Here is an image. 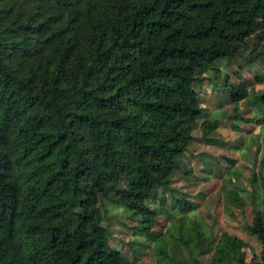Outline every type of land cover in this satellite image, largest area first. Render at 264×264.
I'll return each instance as SVG.
<instances>
[{
  "label": "trees",
  "instance_id": "obj_1",
  "mask_svg": "<svg viewBox=\"0 0 264 264\" xmlns=\"http://www.w3.org/2000/svg\"><path fill=\"white\" fill-rule=\"evenodd\" d=\"M262 43L264 0H0V264H135L110 243L105 202L155 241L162 209L152 205L175 191L205 115L198 85L218 86L242 57L262 62L264 86ZM222 88L234 104L250 101L246 83L224 77ZM253 102L263 111L264 89ZM218 124L204 121L203 138L224 148L211 136ZM239 181H229V215L247 205ZM243 227L260 255L229 233L215 244L198 229L192 243L214 248L211 264H264L257 202Z\"/></svg>",
  "mask_w": 264,
  "mask_h": 264
},
{
  "label": "rangeland",
  "instance_id": "obj_2",
  "mask_svg": "<svg viewBox=\"0 0 264 264\" xmlns=\"http://www.w3.org/2000/svg\"><path fill=\"white\" fill-rule=\"evenodd\" d=\"M254 46L255 41L251 40L249 48ZM260 51L264 52V43L257 47L256 52ZM249 54L250 50L245 56ZM262 68L261 61L250 65L246 59L237 57L228 63L226 69L218 68L220 72L215 79L218 86L210 79L198 85L205 115L199 120L189 154L178 162L172 182L175 191L160 193V197L165 198L163 207L152 205L153 209H162L161 224L154 229L158 234L155 241H149L134 230L135 221L127 218L128 212L110 201L105 202L104 224L111 231L110 243L135 264H211L214 248L211 252L200 253L192 243L198 229L206 237L212 235L215 244L224 233L237 236L248 244L249 258L253 254L260 255V243L243 226L254 218V202L264 212V126L258 125L264 109L261 111L253 102L255 93L264 89L255 82ZM224 77L235 85L246 83L252 90L250 101L232 103L227 93L221 91ZM207 120L219 122L211 136L220 143L224 142V148L206 143L201 126ZM237 176L240 181L236 185L248 189L247 194H242L247 205L243 211L233 207L234 215H229L226 212L228 190L233 188L229 181L233 183ZM253 178L257 179L255 195L258 198L249 195L253 191ZM176 199L181 202L176 203ZM184 199L190 204L184 205L186 210L181 211ZM182 220L187 229H179ZM143 244L149 247L144 250ZM160 250L167 253L166 258L159 255ZM162 257L165 260L161 261Z\"/></svg>",
  "mask_w": 264,
  "mask_h": 264
}]
</instances>
